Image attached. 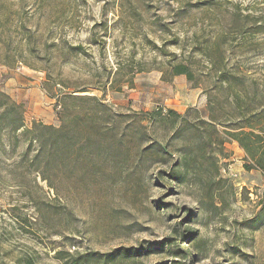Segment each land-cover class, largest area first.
<instances>
[{"label":"rangeland","instance_id":"obj_1","mask_svg":"<svg viewBox=\"0 0 264 264\" xmlns=\"http://www.w3.org/2000/svg\"><path fill=\"white\" fill-rule=\"evenodd\" d=\"M234 8L248 23L264 19V0H0V90L24 117L20 130H0V264H72L65 252L82 264H264L262 172L246 170L245 152L225 141L172 179L179 148L197 135L169 138L170 124L149 115L191 118L195 108L206 119L199 52ZM234 42L228 64L264 81V33ZM179 60L197 83L162 77ZM74 89L110 105L123 142L116 157L94 149L71 168L56 159L51 188L28 130L33 121L58 126L62 95Z\"/></svg>","mask_w":264,"mask_h":264},{"label":"trees","instance_id":"obj_2","mask_svg":"<svg viewBox=\"0 0 264 264\" xmlns=\"http://www.w3.org/2000/svg\"><path fill=\"white\" fill-rule=\"evenodd\" d=\"M250 17L249 14H240V11L234 8L228 28L218 32L214 41L199 52L207 63V72L204 76L210 80V84L205 87L209 93L205 106L206 119L195 108L188 109L193 114L191 118L187 113L181 115L172 109H167L164 113L158 109L149 114L159 116V120L170 124L171 131H175L169 138L180 135L186 128L190 129L191 136L197 135L193 136L196 140L195 145H184L179 148V152L183 151V157L180 162L175 161L172 164V179L178 177L180 170H183V174L187 173L189 167L195 163L198 153L206 147L213 144L222 145L225 141H235L245 152L243 165L246 170L258 169L264 175V81L258 82L252 75L229 65L225 53V46L230 49L234 45L235 35L264 33V19L255 17L248 23ZM141 70L142 68H139L137 71ZM180 74L185 75L190 81L196 79L191 64L182 60L172 62L162 72V77L168 80ZM56 83L65 87L63 81ZM95 85L94 89L104 90L106 84ZM85 91L74 89L63 93L61 108L57 112L60 122L58 126L33 121L28 130L32 139L38 143L36 157H43L40 172L42 179L46 180L51 188L55 186L49 171L55 165L56 159L60 160L62 168H68L77 158L80 160L83 156L93 154L94 149H99L111 157L119 155L116 146L123 142L124 137V134L116 133L119 128V117L101 97L81 93ZM23 127L21 105L0 90V130L16 132ZM217 127L221 129L218 130ZM204 131L208 134H204ZM218 132L223 133L224 137ZM93 144L94 147H91ZM156 144L167 153L165 144L162 146ZM151 145L152 142L140 148L139 156L150 151ZM174 172L176 174H173ZM65 254L73 260L72 264L83 263L81 259L84 256L78 252Z\"/></svg>","mask_w":264,"mask_h":264},{"label":"crops","instance_id":"obj_3","mask_svg":"<svg viewBox=\"0 0 264 264\" xmlns=\"http://www.w3.org/2000/svg\"><path fill=\"white\" fill-rule=\"evenodd\" d=\"M5 85H9V84H5ZM27 85V84H26ZM30 91L32 90L31 88L29 89ZM235 143V142H234Z\"/></svg>","mask_w":264,"mask_h":264}]
</instances>
